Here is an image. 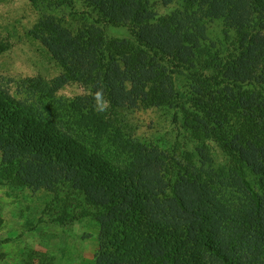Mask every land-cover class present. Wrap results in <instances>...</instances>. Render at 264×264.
I'll list each match as a JSON object with an SVG mask.
<instances>
[{
	"label": "trees",
	"instance_id": "16d2710c",
	"mask_svg": "<svg viewBox=\"0 0 264 264\" xmlns=\"http://www.w3.org/2000/svg\"><path fill=\"white\" fill-rule=\"evenodd\" d=\"M218 1L256 14L230 48L201 43L152 0H85L92 24L74 41L53 22L34 32L58 77L22 78L21 99L0 93L2 170L53 223L93 221L95 264H264V0ZM73 85L83 92L62 95ZM140 107L173 110L177 131L136 133L127 116Z\"/></svg>",
	"mask_w": 264,
	"mask_h": 264
},
{
	"label": "rangeland",
	"instance_id": "374dc122",
	"mask_svg": "<svg viewBox=\"0 0 264 264\" xmlns=\"http://www.w3.org/2000/svg\"><path fill=\"white\" fill-rule=\"evenodd\" d=\"M72 1L75 8L60 0H0V41L8 44L0 53V93L21 99L16 83L22 78L58 77L60 69L52 59L50 46L41 39L47 35L39 33L37 38L34 32L39 31V24L53 22L58 27V34L53 35L74 41L78 31L82 33L85 25L92 24V18L82 12L87 10L85 0ZM152 2L159 14L174 16L181 29H189L201 43L215 49L232 47L238 34L237 22L251 21L256 16L247 11V6L231 8L233 4L218 0L203 1L189 11L181 0ZM98 28L111 39L134 40L126 27L102 24ZM176 78L183 88L189 83L184 73L179 72ZM82 92L80 86L73 85L67 86L62 95L72 97ZM172 114L171 109L140 107L127 117L136 133L156 135L166 134L169 129L177 131L179 125L173 124ZM5 157L0 150V264H95L98 231L93 221L53 223V215H43L44 207H37L38 196L27 188H18L10 166L2 170ZM41 217L44 223L39 224Z\"/></svg>",
	"mask_w": 264,
	"mask_h": 264
},
{
	"label": "clouds",
	"instance_id": "9594fccd",
	"mask_svg": "<svg viewBox=\"0 0 264 264\" xmlns=\"http://www.w3.org/2000/svg\"><path fill=\"white\" fill-rule=\"evenodd\" d=\"M93 109L97 113H104L107 111L108 101L104 98V93L102 89H97L92 94Z\"/></svg>",
	"mask_w": 264,
	"mask_h": 264
}]
</instances>
